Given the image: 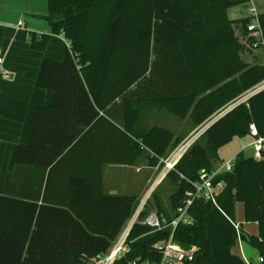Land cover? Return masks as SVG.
<instances>
[{
    "label": "trees",
    "instance_id": "trees-1",
    "mask_svg": "<svg viewBox=\"0 0 264 264\" xmlns=\"http://www.w3.org/2000/svg\"><path fill=\"white\" fill-rule=\"evenodd\" d=\"M48 1L43 18L69 46L61 60L46 57L38 73L25 72L46 91V103L32 117L28 141L17 145L11 175L0 178V264H96L140 203L137 194L105 191L106 167L135 165L144 155L161 167L182 139L149 124L152 111L199 126L264 80V64L242 57L236 33L237 24L247 32L251 18L229 13L250 0ZM258 21L264 41V10ZM28 34L32 49L47 48L49 34ZM27 108L0 96L4 117L24 121ZM253 125L264 135V89L212 122L167 172L169 206L157 186L114 264L159 263L157 243L172 226L157 230L144 219L153 210L172 219L190 197L191 222L174 232L183 246L198 247L184 264H248L234 252L239 238L263 259L251 264H264V159L240 151L233 169L214 178L224 183L215 202L194 197L200 171ZM238 202L257 233L236 226Z\"/></svg>",
    "mask_w": 264,
    "mask_h": 264
},
{
    "label": "crops",
    "instance_id": "crops-1",
    "mask_svg": "<svg viewBox=\"0 0 264 264\" xmlns=\"http://www.w3.org/2000/svg\"><path fill=\"white\" fill-rule=\"evenodd\" d=\"M253 3L256 4L255 1ZM48 12V0H0V53L4 55L2 62H0V96L7 93L28 103L24 121L13 120L0 114L1 179H7L11 175L17 145L28 141L32 117L37 107L46 103V91L37 85L36 79L27 77L25 72L38 73L46 57L61 60L69 46L68 40L62 34H54L48 21L43 18ZM28 32L49 34L50 41L47 48L44 51H37L32 49L30 45L29 47L25 41L29 38ZM173 117L172 114L164 110L155 109L150 115L149 124H160L171 128L165 119L169 120L168 118H170L172 120ZM141 158L135 165L112 164L107 166L105 169V191L108 193H125L122 191L126 190V178L123 177L122 179L119 174L138 166ZM158 168L159 166L148 165V170L144 176L146 181L143 188L144 192L157 183ZM108 173H113L111 174V186L107 185L106 182ZM163 178L156 186L161 183ZM243 225L245 227V224ZM249 232L257 233L258 225L251 228ZM243 244V240H238L234 252L241 255L247 263L252 262L254 252L251 254V252L244 250ZM254 251L258 254L256 249Z\"/></svg>",
    "mask_w": 264,
    "mask_h": 264
},
{
    "label": "built area",
    "instance_id": "built-area-1",
    "mask_svg": "<svg viewBox=\"0 0 264 264\" xmlns=\"http://www.w3.org/2000/svg\"><path fill=\"white\" fill-rule=\"evenodd\" d=\"M260 11L256 4H251L247 7V13L245 16L250 17L251 21L248 24L249 34L254 36L253 45L254 47L264 48V41L262 36V30L258 21V15ZM264 89V80L251 87L244 93H242L239 97H237L234 101L229 103L226 107H224L221 111H219L216 115H214L205 126L198 130V132L191 136L189 139L184 141L174 152L168 155L166 158H163L162 161L165 163L163 172L161 176L157 179V183L167 174V172L174 168L175 164L178 160L189 151L198 138L199 135L204 133L207 127L214 122L220 116L226 114L228 111L236 107L237 105L247 102L249 98ZM251 140L243 146L240 150L242 152L245 151L247 147L252 149L251 155H253L256 159H264V135H260L256 126H252L250 129V133L248 135ZM239 151V152H240ZM238 152V153H239ZM229 157L228 159H222L217 162L214 167L210 170L202 169L200 171V178L196 182H194L195 190L194 197H204L205 199H211L215 202L217 194L222 189L224 183L223 181H219L218 183H214V178L222 172L231 171L234 167V163L237 157V154ZM156 183V184H157ZM156 184H154L145 194V198L142 201L141 205L138 206L137 210L127 222L125 227L122 229L118 237L114 240L113 244L109 248V250L100 255L99 260L96 264H114L116 259L121 257V255L128 248V236L133 224L138 220L139 214L143 209L146 201L151 197L153 190L156 188ZM191 197L185 202V204L181 205L177 209V215L172 219L164 215H159L156 210L151 211L144 219V223L152 226L153 228L159 230L163 229L167 226H172V232L168 239L160 241L157 243L158 248L162 251V259L159 263L154 264H175L180 263L184 264L186 261H191L195 258L198 247L193 245L191 247H185L181 243H179L174 238V232L177 226L181 223H190V219L187 213L188 206L191 204ZM237 223V222H236ZM239 223H237L238 227ZM238 240H242L239 238ZM259 261H263L261 257L258 259ZM143 264H150L149 262H144ZM251 264V262H248Z\"/></svg>",
    "mask_w": 264,
    "mask_h": 264
},
{
    "label": "rangeland",
    "instance_id": "rangeland-1",
    "mask_svg": "<svg viewBox=\"0 0 264 264\" xmlns=\"http://www.w3.org/2000/svg\"><path fill=\"white\" fill-rule=\"evenodd\" d=\"M253 1L256 2L259 11L262 12V9H264L263 8V0H250L246 3L240 4L237 6H233L229 11L230 17L233 19H238V18L245 16L247 13V7L251 4H253ZM235 28H236V33L239 35L240 42L243 45L242 57L250 63L259 62V63L264 64V48L254 47V45H253L254 36L249 34L248 29H247V32H245L242 29L241 24H237ZM25 41L29 46L30 45V38H27V40H25ZM3 58H4V55L0 53V62H2ZM213 118H211V119H213ZM168 119L169 120L165 119V121L169 122V125L175 131L177 136L182 137L181 141L170 151L169 155L172 152H174L175 150H177V148L184 141L189 139L191 136L195 135L198 132V130H200L201 128H204V126L211 120V119H209L204 124H201L199 126H195L190 117H187L185 119H183V118L180 119V118H177L174 116L172 120L170 118H168ZM201 135H199L197 139H199V137ZM195 136H197V135H195ZM250 140H251V138L249 136H244V137L237 136V137H235L230 143L226 144L225 146H223L219 150V155H220L221 159H228L229 157L235 155ZM244 153L246 155H251L252 149L250 147H247L245 149ZM141 159L142 160L138 166H134V167L130 168V170L125 171V172H120V174H119L120 177H122V179H123V177L126 178V184H125L126 190H124L122 192L132 193V194L137 193V195L140 198L139 206L141 205L142 201L144 200L146 192L150 188L149 187L147 189V191L144 192L143 188H144V185L146 184L144 176L146 174V171L148 170V159H147L146 155H144ZM161 162H163V161H161ZM164 165H165V163L163 162V166L158 168V171L156 173L157 178H159L161 176L163 169H164ZM111 174H113V173H108V175L106 177V182H107V185H109V186H111V184H112ZM157 186H156L157 187L156 193L162 195V197L164 198L165 206L166 207L169 206V195L173 191V188H174L172 182L168 179H164L161 182V184H158ZM235 220L239 223L243 222V224H245L244 228H246L247 231H251V228L255 227V225H258L255 222H246L245 221L244 206L241 202H238L236 205ZM243 247H244V250H246L247 252H251V254L254 252L253 253L254 254L253 255L254 256L253 262H255V261L258 262L259 256H258V254H256L254 249L251 248V246L245 242L243 244ZM175 264H180V263H175Z\"/></svg>",
    "mask_w": 264,
    "mask_h": 264
},
{
    "label": "bare ground",
    "instance_id": "bare-ground-1",
    "mask_svg": "<svg viewBox=\"0 0 264 264\" xmlns=\"http://www.w3.org/2000/svg\"><path fill=\"white\" fill-rule=\"evenodd\" d=\"M223 175V174H222Z\"/></svg>",
    "mask_w": 264,
    "mask_h": 264
}]
</instances>
